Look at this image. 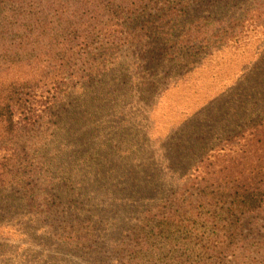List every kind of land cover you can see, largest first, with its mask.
<instances>
[{"label": "trees", "instance_id": "1", "mask_svg": "<svg viewBox=\"0 0 264 264\" xmlns=\"http://www.w3.org/2000/svg\"><path fill=\"white\" fill-rule=\"evenodd\" d=\"M202 2L0 0V216L41 248L23 261L264 264V223L243 240L264 220V40L219 99L164 136L150 121L171 83L264 32V0Z\"/></svg>", "mask_w": 264, "mask_h": 264}, {"label": "rangeland", "instance_id": "2", "mask_svg": "<svg viewBox=\"0 0 264 264\" xmlns=\"http://www.w3.org/2000/svg\"><path fill=\"white\" fill-rule=\"evenodd\" d=\"M205 1L202 2V5L201 3L194 4L191 8L194 11L197 7H202L205 11L201 12L200 15H210L220 18L237 16L247 6L253 2L255 3V0ZM192 13L190 11L189 15ZM263 40V31L250 34L246 39L243 38L237 44L227 46L223 50L215 52L206 60H201L200 65H197L195 69L184 75L182 79L176 83H171L172 85L169 86V90L164 93L159 103H156L152 109L150 121L154 124V135L159 137L164 136L171 128L184 122L190 115L205 106L208 101L213 98L219 99L225 91L234 85L241 70L252 65L255 59H257L255 53ZM234 89L235 91L237 90V88ZM223 99L225 98H221L220 100ZM0 197L4 199L6 196ZM15 218L13 213L0 216V226L2 225L0 228L4 230L0 234V264H46L45 261L42 262L45 259L44 256L49 255L46 252L42 253L43 255L39 259L37 255L39 252H29L35 256H31L28 260L23 261V259H26L23 254L24 249L32 251V249L41 250V248L28 245L22 239H14L16 236L12 229ZM261 218L263 217H250L245 220L243 225V240L245 241V245H249L248 242H252L254 237L259 235V232L256 233L255 231L264 223V220H261ZM10 224H12V227H9ZM95 261H98L96 257H87L86 259H81L78 263L93 264ZM99 264L110 263L101 261ZM233 264L244 263L241 260L238 262L234 261Z\"/></svg>", "mask_w": 264, "mask_h": 264}]
</instances>
